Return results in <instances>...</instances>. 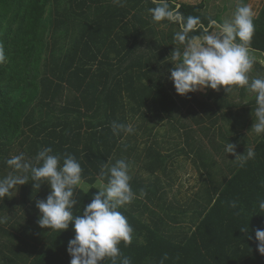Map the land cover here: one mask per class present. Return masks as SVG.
I'll use <instances>...</instances> for the list:
<instances>
[{
  "label": "trees",
  "instance_id": "trees-1",
  "mask_svg": "<svg viewBox=\"0 0 264 264\" xmlns=\"http://www.w3.org/2000/svg\"><path fill=\"white\" fill-rule=\"evenodd\" d=\"M207 1L170 4H179L185 17L198 16L205 25L209 18L222 23L206 12ZM154 6L151 0H123V6L113 0H0V48L6 58L0 63V178L12 171L5 161L13 155L24 153L34 160L46 147L61 157L71 154L81 164L82 182L88 187L75 190L78 203L72 211L82 215L99 191L96 185L105 163H140L145 175L130 180L136 196L118 209L133 228L131 243L119 245L122 256L132 264H264L255 240V230L264 229V211L259 208L264 200V134L254 140V159L244 167L237 161L227 167L231 176L225 183L210 175L206 185L201 180L204 188L197 181L210 173V161L223 147L218 142L231 134L239 145L249 140L243 132L251 131L255 118L229 110L249 109L250 117L255 98L233 104L227 99L230 92L224 91L212 105L198 103L199 112L211 122L200 120L193 128L181 125L179 153L189 159L181 175L168 158L159 156L155 139L138 150L140 138L152 139L165 117L171 123L182 118L177 116L180 95L163 79L173 67L166 55L174 51L170 46L176 31L155 30L148 11ZM48 10H53L50 18L53 13L57 18L47 19ZM159 25L179 30L167 21ZM254 25L251 47L264 61V21ZM61 31L69 41L58 46ZM161 35H168L170 42ZM246 94L241 88V101ZM225 108L226 129L218 122ZM114 121L132 124L134 133L113 135ZM242 152L246 155L244 148ZM17 189L19 199L13 191L12 197L0 201V217L6 218L0 224V264H70L67 246L75 235L73 225L57 232L36 222V202L46 200L50 186L45 182L38 190L29 179ZM233 201L236 208L230 207Z\"/></svg>",
  "mask_w": 264,
  "mask_h": 264
},
{
  "label": "clouds",
  "instance_id": "clouds-1",
  "mask_svg": "<svg viewBox=\"0 0 264 264\" xmlns=\"http://www.w3.org/2000/svg\"><path fill=\"white\" fill-rule=\"evenodd\" d=\"M155 5L148 9L152 21L178 25L173 40L175 49L171 53L173 67L169 69L168 80L181 96L197 92L202 88L219 91L222 87L229 93L234 88H245L254 95L255 122L251 129L256 135L264 134V77L250 79L254 63L257 62V49L251 47L255 32L254 12L250 5L240 3L233 16L220 23L209 18L207 25L198 16H187L180 12V5L172 6L170 0H151ZM123 6V0H113ZM199 32V35L193 33ZM182 49V50H181ZM264 56V53H260ZM3 49L0 48V63L5 62ZM147 83V82H146ZM113 135L134 133L132 124L113 122ZM226 154L235 155L240 167L255 158L254 149H247L246 155H237L233 143H227ZM51 147L41 149L34 160L27 159L24 153L13 155L5 163L12 170L9 175L0 178V201L12 197L17 186L32 181L33 188L38 189L45 182L50 186L46 200L36 202L39 210L37 224L40 228L61 232L73 225L74 238L68 241L67 252L70 264H132L131 259L122 256L119 245L125 246L132 241L133 228L127 218L118 211L130 204L136 194L130 186V165L125 159H119L100 173V186L91 203L84 207L82 215H74L72 209L77 205L75 190L82 184V167L75 156L52 154ZM63 159V163L60 161ZM107 180L105 183L104 180ZM141 195L145 193L141 190ZM236 202L230 207L236 208ZM264 211V200L259 202ZM6 218L0 217V224ZM248 231V228L245 232ZM249 239H252L249 236ZM258 252L264 256V229L255 230ZM164 259H167L165 255ZM163 264V260L161 261Z\"/></svg>",
  "mask_w": 264,
  "mask_h": 264
},
{
  "label": "rangeland",
  "instance_id": "rangeland-1",
  "mask_svg": "<svg viewBox=\"0 0 264 264\" xmlns=\"http://www.w3.org/2000/svg\"><path fill=\"white\" fill-rule=\"evenodd\" d=\"M177 1H182V2H186V3H194L195 0H172V2H174V3ZM240 3L248 4L251 6V8L254 12V18H253L254 24L256 21H261V22L264 21V0H209V1H207L206 12L210 15H213V16L217 15L219 17V19L221 20V22H224L225 20H229L232 18L233 13H234L237 5ZM52 12H53V10H48L47 19L57 18L56 16H53L54 13L52 14V17L50 18V13H52ZM153 26L157 32L161 31L164 34L167 32L170 33V31H173V30L177 31L176 26L171 28L168 25L167 26L159 25L157 27V23H155ZM59 34L61 35L62 40L58 41V43H57L58 46L64 45V43H67V41H69V39L64 36V32L61 31ZM161 36L167 42H170L169 41L170 38L168 35L166 38L163 35H161ZM48 43H51L50 38L48 40ZM173 44H175V42H173ZM174 46L175 45L170 46V47L175 49ZM168 47H169V45H168ZM142 50H145V46L142 48ZM154 53H157V51H155ZM44 57H48L47 53H45ZM166 60L171 62V57L169 55H166ZM257 66H259L261 70L257 69ZM263 67H264V61L260 57L257 56V62L254 63L252 72L249 74L250 79L256 78V77H264V68ZM169 76H170V71H169V73H167L165 75V78H163V79L167 80V82H168ZM171 85L173 86V90H175L172 82H171ZM241 88H234V90L232 92H230V95L227 98L230 103H233V104L240 103V104L245 105L246 102H248V100H252L255 98L254 95H250L247 92V90L244 88V91L248 94H246L244 96V100L241 101V99H240ZM224 91L225 90L223 87L219 91L212 90L210 88H202L197 92L188 93L186 96L180 95L179 97H176L178 102L181 103L180 104L181 108L179 109V113L177 114V116L178 115L180 116V114H182V118L178 117L179 119H177L179 121V123H175V122L171 123L168 120L169 118L165 117L162 124L158 125V127H155L156 129L154 130V133L156 132V135L154 136V134H153L151 136L152 139L147 140L148 139L147 136H143V138H140L142 141V144L138 147V150H141L144 146H151V142L154 141L153 139H155L156 143L158 142V144L160 145L157 147V144H156L155 148H157L159 151H161L164 154L163 155L164 158H168L167 163H171L172 165L177 166V168L181 171V172H179L180 173L179 175L183 174L186 171V167H189V161H188L189 159L186 160V157L183 156V154L179 153V150L183 148V145L181 144V142H180L181 138H178V135L184 134L185 126L190 125V127H192V128L197 127V123H200L201 121H202V124H205V122L208 121L209 116H207L205 114V112H199L200 106L198 105V103L203 101V102H207L209 105H212L211 103L213 102L214 98L216 96H220ZM174 95H175V93H174ZM192 98H194V100H196V101L193 102ZM195 103H197V105ZM238 108L239 107H236V108H233L229 111H231L233 114L236 111H239L242 117H244L243 115H245L246 118H249V119L254 115V112H252L251 116L248 117V115L250 114V112L248 111L249 109H246L244 111H242V110L240 111V110H238ZM229 111L227 108H225L218 113V115L220 117L218 122H220L223 125L225 124V129H226V124L229 121V120H227L229 116L224 117V115L227 116L228 115L227 113ZM136 119H138V117H136ZM156 120H157V118H156ZM209 120L211 122V119H209ZM214 133L218 135V133L216 131ZM243 134H246L247 136H252L253 132L252 131L243 132ZM224 135L226 136V134H223V136ZM254 140L255 139H252V141H254ZM229 142L233 143L236 147L239 146V138L237 136H235L234 134H231L230 136L227 135V138L225 140H223L222 142H218V143H223V147L221 148L219 154H216L213 156L214 161L212 163L210 161V164H209L210 165L209 166L210 173L208 174V172L206 171L203 174V176L201 175V176H199V178L197 177V181L201 182V185L203 188H204V185H203L201 180H203L204 184L206 185L207 182H209L208 175H210L211 178L212 177L223 178L226 174V169H227V168L223 167V164H227V165L232 166L236 162V161H234V158H235L234 155L230 156L232 161H227V158H226L227 154L225 153L224 148H225L226 144ZM135 164H136V166L134 168H132L131 170H129V175L131 176V178H133V176H135V175H139V176L145 175L143 168L140 166L141 164L140 163H135ZM148 182L149 181H145V183H148ZM96 186L99 187L100 183ZM87 188H88L87 186L83 187L84 190H87ZM18 191H20V190L17 189L16 192H14V195L15 194L17 195V199H19L18 198L19 197ZM145 219H146V217H145Z\"/></svg>",
  "mask_w": 264,
  "mask_h": 264
},
{
  "label": "crops",
  "instance_id": "crops-1",
  "mask_svg": "<svg viewBox=\"0 0 264 264\" xmlns=\"http://www.w3.org/2000/svg\"><path fill=\"white\" fill-rule=\"evenodd\" d=\"M250 101H252V100H250ZM253 118H255V116L253 115L250 119H253ZM247 131V130H246ZM245 130H244V132H246ZM251 131L253 132V134H252V136H247L248 137V139H249V141H244L245 143V145L243 146L242 145V143H240V145H239V147H237L236 148V154L237 155H239V154H243V152H242V150H243V148L245 149V150H247V149H249V148H251V149H254V145H255V143H254V141H252V139H255L256 137H258V135H256L255 134V132L251 129ZM259 136H261V135H259ZM241 142V141H240ZM243 147V148H242ZM157 150V149H156ZM157 153L159 154V156L160 157H163V153L161 152V151H159V150H157ZM233 154H227V156H226V158H227V161H232L231 160V158H230V156H232ZM235 156V155H234ZM235 159V158H234ZM236 164V163H235ZM129 165H130V169L129 170H131L132 168H134L136 165H134V166H132V164H130L129 163ZM234 165V164H233ZM231 165H227V164H223V167L224 168H227L228 167V169H229V167H230ZM234 166H236V165H234ZM143 169H144V167L143 166H141ZM145 170V169H144ZM230 170V169H229ZM229 170H227V172H226V174H225V176L223 177V178H220V177H217L216 178V180L218 181V182H224L225 183V180H226V178H229L231 175H230V171ZM209 176V175H208ZM188 177H189V175L187 174L186 176H184V178H183V180H185V182H187L186 180H188ZM181 184V183H180ZM84 186H87L84 182H82V184L79 186V188H77V190L79 189V190H84L83 189V187ZM178 186V183L175 185V187H177ZM186 186H190L188 183L186 184ZM85 191V190H84ZM187 223V222H186Z\"/></svg>",
  "mask_w": 264,
  "mask_h": 264
}]
</instances>
